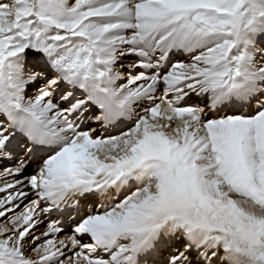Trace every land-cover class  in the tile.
<instances>
[{
  "label": "snow or ice",
  "instance_id": "6c2138e0",
  "mask_svg": "<svg viewBox=\"0 0 264 264\" xmlns=\"http://www.w3.org/2000/svg\"><path fill=\"white\" fill-rule=\"evenodd\" d=\"M0 264H264V0H0Z\"/></svg>",
  "mask_w": 264,
  "mask_h": 264
}]
</instances>
